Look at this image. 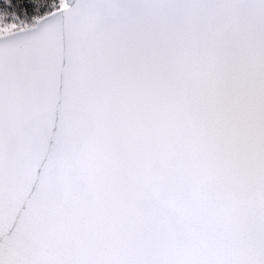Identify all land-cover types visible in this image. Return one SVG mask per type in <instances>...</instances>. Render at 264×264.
Listing matches in <instances>:
<instances>
[{"label":"snow or ice","instance_id":"6c2138e0","mask_svg":"<svg viewBox=\"0 0 264 264\" xmlns=\"http://www.w3.org/2000/svg\"><path fill=\"white\" fill-rule=\"evenodd\" d=\"M0 264H264V0H0Z\"/></svg>","mask_w":264,"mask_h":264}]
</instances>
